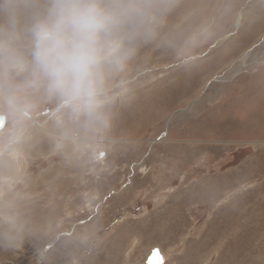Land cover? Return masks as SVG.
<instances>
[{
	"label": "rangeland",
	"instance_id": "rangeland-1",
	"mask_svg": "<svg viewBox=\"0 0 264 264\" xmlns=\"http://www.w3.org/2000/svg\"><path fill=\"white\" fill-rule=\"evenodd\" d=\"M157 3L101 119L0 106V264H264V0Z\"/></svg>",
	"mask_w": 264,
	"mask_h": 264
},
{
	"label": "clouds",
	"instance_id": "clouds-1",
	"mask_svg": "<svg viewBox=\"0 0 264 264\" xmlns=\"http://www.w3.org/2000/svg\"><path fill=\"white\" fill-rule=\"evenodd\" d=\"M157 0H0V106L23 112L29 94L99 120L105 72L148 38Z\"/></svg>",
	"mask_w": 264,
	"mask_h": 264
},
{
	"label": "snow or ice",
	"instance_id": "snow-or-ice-1",
	"mask_svg": "<svg viewBox=\"0 0 264 264\" xmlns=\"http://www.w3.org/2000/svg\"><path fill=\"white\" fill-rule=\"evenodd\" d=\"M153 256L156 257L159 264H162V258L159 257V250L158 249L153 250Z\"/></svg>",
	"mask_w": 264,
	"mask_h": 264
},
{
	"label": "bare ground",
	"instance_id": "bare-ground-1",
	"mask_svg": "<svg viewBox=\"0 0 264 264\" xmlns=\"http://www.w3.org/2000/svg\"><path fill=\"white\" fill-rule=\"evenodd\" d=\"M70 135V134H69Z\"/></svg>",
	"mask_w": 264,
	"mask_h": 264
}]
</instances>
